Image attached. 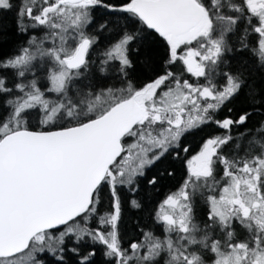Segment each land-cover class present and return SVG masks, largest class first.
I'll return each instance as SVG.
<instances>
[{
    "label": "snow or ice",
    "instance_id": "1",
    "mask_svg": "<svg viewBox=\"0 0 264 264\" xmlns=\"http://www.w3.org/2000/svg\"><path fill=\"white\" fill-rule=\"evenodd\" d=\"M98 251L264 264V0H0V264Z\"/></svg>",
    "mask_w": 264,
    "mask_h": 264
},
{
    "label": "trees",
    "instance_id": "2",
    "mask_svg": "<svg viewBox=\"0 0 264 264\" xmlns=\"http://www.w3.org/2000/svg\"><path fill=\"white\" fill-rule=\"evenodd\" d=\"M253 119L259 120L261 119V117L259 115H256L253 117ZM217 131L219 130L216 129L215 126H209L205 128L203 132L195 136V138L190 137L189 139L192 142L193 151L197 150V146L199 145V143L202 141L203 138H207L209 135L214 134ZM176 167H177L176 176L170 179H165L159 194L153 193L151 191H148L147 193H141V196H144L146 198L147 202L149 203V206H151L155 200L162 197L170 188H174L179 184L181 175L183 173V169L179 165H177ZM128 227H129V230H131L132 228L131 220L128 221ZM96 259H97V264H103V258L99 251L97 253Z\"/></svg>",
    "mask_w": 264,
    "mask_h": 264
}]
</instances>
